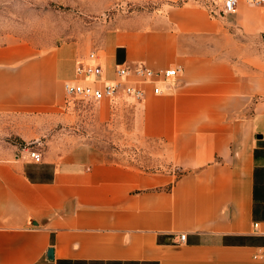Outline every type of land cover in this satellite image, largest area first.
<instances>
[{"label":"crops","instance_id":"1","mask_svg":"<svg viewBox=\"0 0 264 264\" xmlns=\"http://www.w3.org/2000/svg\"><path fill=\"white\" fill-rule=\"evenodd\" d=\"M84 1L90 13L155 8L119 11L83 44L0 42V114L28 121L23 151L0 158V264H264L253 227L264 221V7L241 0L222 16V0L216 14L200 0ZM93 50L108 78L117 64L182 68L161 93L122 98L134 108L125 142H155L160 166L117 160L60 126L72 124L64 83Z\"/></svg>","mask_w":264,"mask_h":264},{"label":"rangeland","instance_id":"2","mask_svg":"<svg viewBox=\"0 0 264 264\" xmlns=\"http://www.w3.org/2000/svg\"><path fill=\"white\" fill-rule=\"evenodd\" d=\"M200 1L208 6L212 14H216L217 0ZM84 3V0H0V42L15 36L42 46L68 41L83 44L91 35L96 41L119 11L149 12L155 8V4L150 2L144 6L124 4L103 13H90ZM102 105L92 101H72V124L60 126L72 128L73 134L101 146L112 158L134 162L144 168L160 166L157 156L151 153L155 142L147 141L145 146H133L125 142L127 130L132 127V102L121 98L114 106L108 107L106 103ZM101 111L107 112V115L108 112L113 113L114 119L100 122L97 118ZM22 123L28 121L16 115L0 114V158L21 153L25 148L22 138L17 134Z\"/></svg>","mask_w":264,"mask_h":264},{"label":"built area","instance_id":"3","mask_svg":"<svg viewBox=\"0 0 264 264\" xmlns=\"http://www.w3.org/2000/svg\"><path fill=\"white\" fill-rule=\"evenodd\" d=\"M241 0H222L218 14L225 16L234 13ZM250 5L264 7V0H245ZM88 60L80 59L75 68V76L64 83L66 96L69 101L83 100L86 102L109 101L114 106L120 98H131L136 101L144 100L147 90L151 88L154 93L163 91V84L169 83L182 71L181 67L167 69H151L145 65L128 66L117 64L115 77L108 78L104 68L99 63L97 51H90ZM30 158L35 162L42 161V155L36 150H27ZM256 233L264 235V221L256 220L253 223ZM180 239H186L182 234ZM260 258V255H254Z\"/></svg>","mask_w":264,"mask_h":264},{"label":"water","instance_id":"4","mask_svg":"<svg viewBox=\"0 0 264 264\" xmlns=\"http://www.w3.org/2000/svg\"><path fill=\"white\" fill-rule=\"evenodd\" d=\"M48 257L50 259H53L54 258V249L53 248H49L48 249Z\"/></svg>","mask_w":264,"mask_h":264}]
</instances>
